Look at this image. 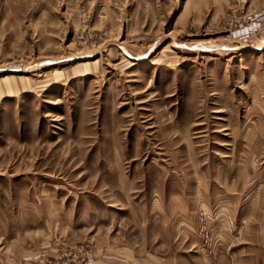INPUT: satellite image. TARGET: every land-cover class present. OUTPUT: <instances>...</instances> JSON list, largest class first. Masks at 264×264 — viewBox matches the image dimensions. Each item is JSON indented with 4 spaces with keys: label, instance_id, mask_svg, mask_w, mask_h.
<instances>
[{
    "label": "rangeland",
    "instance_id": "374dc122",
    "mask_svg": "<svg viewBox=\"0 0 264 264\" xmlns=\"http://www.w3.org/2000/svg\"><path fill=\"white\" fill-rule=\"evenodd\" d=\"M210 198L264 215V0H0V264H205Z\"/></svg>",
    "mask_w": 264,
    "mask_h": 264
},
{
    "label": "crops",
    "instance_id": "0c3cea01",
    "mask_svg": "<svg viewBox=\"0 0 264 264\" xmlns=\"http://www.w3.org/2000/svg\"><path fill=\"white\" fill-rule=\"evenodd\" d=\"M225 201L215 198L213 204L206 209L212 243L210 251L201 249L205 252V264H264V221L261 218L264 215H253V212L238 214L233 208L234 204L232 208L224 209ZM211 206L214 207L213 210ZM235 220L240 223L232 230L230 222Z\"/></svg>",
    "mask_w": 264,
    "mask_h": 264
},
{
    "label": "built area",
    "instance_id": "2783aa9c",
    "mask_svg": "<svg viewBox=\"0 0 264 264\" xmlns=\"http://www.w3.org/2000/svg\"><path fill=\"white\" fill-rule=\"evenodd\" d=\"M200 221H202V223L204 224V221H205V220H204V218H201ZM204 228H205V226L202 225V228H201V229L204 230Z\"/></svg>",
    "mask_w": 264,
    "mask_h": 264
}]
</instances>
